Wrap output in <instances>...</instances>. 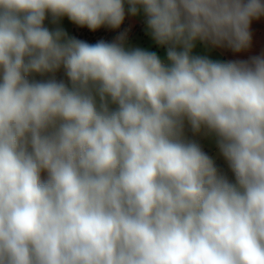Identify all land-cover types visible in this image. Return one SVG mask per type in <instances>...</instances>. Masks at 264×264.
<instances>
[{"label": "clouds", "instance_id": "clouds-1", "mask_svg": "<svg viewBox=\"0 0 264 264\" xmlns=\"http://www.w3.org/2000/svg\"><path fill=\"white\" fill-rule=\"evenodd\" d=\"M141 12L166 60L45 26ZM261 17L264 0H0V264H264V54H194L247 51Z\"/></svg>", "mask_w": 264, "mask_h": 264}, {"label": "crops", "instance_id": "crops-1", "mask_svg": "<svg viewBox=\"0 0 264 264\" xmlns=\"http://www.w3.org/2000/svg\"><path fill=\"white\" fill-rule=\"evenodd\" d=\"M125 21H126V26L124 30L126 29L128 31H134L137 32L139 35L146 34L145 19L142 12L135 17L126 14ZM251 31L253 36L252 46L250 47V49H248L245 52L234 53L229 49L212 48V47L206 48L202 43L197 42L196 48L194 49V54L207 55L211 59L220 60V61L247 59L251 56L264 54V17H261L259 20H254L252 22ZM152 50H157V54L163 53V55L165 56L164 58L166 60V54L164 48L159 47L155 44L154 46H152ZM61 76L63 75H59L58 78H60ZM214 153H215L214 156L216 158L215 163H219L221 168L224 169L231 178V174L227 172V166L225 162L218 155V150L215 149ZM208 154L212 156L211 153L208 152Z\"/></svg>", "mask_w": 264, "mask_h": 264}, {"label": "rangeland", "instance_id": "rangeland-1", "mask_svg": "<svg viewBox=\"0 0 264 264\" xmlns=\"http://www.w3.org/2000/svg\"><path fill=\"white\" fill-rule=\"evenodd\" d=\"M45 26L49 27L50 29L52 28H55L57 26L63 28L70 37H75L77 39H80L79 37V26L75 25L74 23H72L67 17H64L62 18L60 21H59V24L56 25V24H53L51 22V18H48L46 19L45 21ZM123 32L125 31V34H126V43L128 46H131V47H140V48H143L145 50H148V51H155L157 53V50H152V46L155 45V42L151 39V37L146 33V34H143V35H139L137 32H134V31H128V30H122ZM134 32V33H133ZM131 35V36H130ZM93 39V38H92ZM101 40V38H99L98 36L94 37V40H92L93 42H97ZM159 56H161L162 59H165L163 53L161 54H158ZM59 75H63L61 76L60 78ZM57 78L58 79H67L65 76H64V73H63V70L61 69L57 74H56ZM37 79H40V77H37ZM201 143L202 145L204 146V150L206 152H209L212 154V157L214 159L215 156H214V152H215V146L214 144H212L211 142L207 141V140H201ZM211 156V155H210ZM216 162V161H215Z\"/></svg>", "mask_w": 264, "mask_h": 264}, {"label": "trees", "instance_id": "trees-1", "mask_svg": "<svg viewBox=\"0 0 264 264\" xmlns=\"http://www.w3.org/2000/svg\"><path fill=\"white\" fill-rule=\"evenodd\" d=\"M125 26H126V21H124V23L121 25L120 29H110L107 27H102V28L96 30L95 32L90 31L86 27H79V34L78 35H79L81 40H85L88 43H96L95 41L94 42L92 41V40H94V37H96V36L101 38V40H105L106 42H111V41L116 39V37L119 35L120 32H122V30L125 28ZM216 166L222 172L226 173V171L221 168L219 163H216Z\"/></svg>", "mask_w": 264, "mask_h": 264}]
</instances>
